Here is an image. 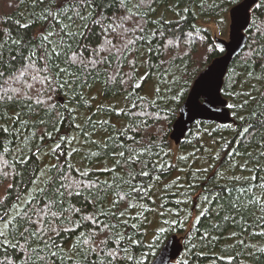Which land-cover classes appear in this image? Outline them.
<instances>
[{"label":"trees","instance_id":"16d2710c","mask_svg":"<svg viewBox=\"0 0 264 264\" xmlns=\"http://www.w3.org/2000/svg\"><path fill=\"white\" fill-rule=\"evenodd\" d=\"M240 1L143 0L141 4V0H126L129 11L125 13L118 5L109 8L112 0H97L102 5L98 11L108 17L104 24H111V29L107 33H101L98 26L90 25L97 33L90 47L98 48L99 55L96 59L104 58V61L95 66L89 65L80 74L79 86L74 84L71 88L56 89L50 93L41 91L39 98L43 103L37 105L35 100L40 85L35 84L28 89L27 84H32L30 78L23 85L11 80L3 85L8 95L15 96V99L0 100V115L4 117L0 119V124L10 131L17 128L20 132L15 136H0V197L5 195V189L10 184L14 186L10 201H14L16 193L26 195V190L33 188L31 181L34 175H39L34 170L67 161L71 165L69 179L83 181V185H74L81 191V195L69 197L65 206L81 211L71 215V220L75 223L61 225L75 228V234L64 232L57 242L66 256L76 260V264H83L72 249L81 232L87 238L89 231H97V247L108 235L107 231L97 229L91 220L83 222L90 227L81 225V216L95 214L102 222L115 223V217L99 215L110 209L117 213L124 211L125 215L120 219L128 220L129 225H137L136 229L129 226L115 231L126 232L143 241V246L131 245L128 241H120V246H127L128 255L143 260L144 264H150L164 242L173 234L181 239L183 249L180 256L170 264H264V235H261L264 233V219H261L264 212L254 205H248L247 200L243 204L248 210L242 209L240 212L227 204L219 208L213 201L211 215L201 216V211L208 205L199 198L201 193L207 194L204 191L206 188L215 186L217 171L226 177L233 173L241 176L256 174L231 168L229 162L233 157L227 153L238 150L241 155L236 156L235 161L243 164L248 160L243 155L245 150L254 156L264 151V129L254 128L251 135L242 131L244 127L255 125L262 118L259 114L264 113V78H253L264 77V7L256 8V4H264V0H257L251 8L250 21L245 30L248 38L246 46L231 61L223 79L221 95L227 101L233 122L220 124L198 120L178 145H174L169 138L178 108L186 98L193 80L213 58L222 53L212 40L210 28L203 24L213 23L224 29L229 9ZM47 4L48 0H45L44 4L33 8L32 0H25L23 4L20 0H0V30L10 32L12 39L21 37L32 41L34 34L45 22L33 25L31 20ZM125 15L128 19H121ZM24 23H28L30 27L23 29L19 26ZM220 33L223 34L221 31ZM6 39L7 35L0 34V43ZM106 40L115 45L111 53L107 50ZM30 46H13V52L17 56L21 52L27 56ZM253 49L260 52V56L255 55ZM5 55H8L7 48ZM84 55L92 58L91 52ZM16 67L19 68L20 65L17 64ZM249 72L253 73V77L248 76ZM173 75L180 79L183 95L178 101L164 100L161 97L172 95L171 92L166 93L165 89L171 86L169 82ZM84 81L87 83H83ZM172 87L175 90L176 86ZM156 88L160 89L159 94L156 93ZM241 90L251 91L256 98L250 101L244 111L228 106L245 98L235 95ZM17 91H20L19 96H16ZM25 92L31 95V101L24 95ZM57 97L64 98V102H58ZM29 104L32 105L31 109ZM134 104L135 108L132 107ZM251 111H255L257 116L251 117ZM15 114H19L22 121L28 122L27 127H22L13 119H7ZM239 116L248 119L241 120ZM41 119L44 120L43 124L40 123ZM105 121L107 123H102ZM127 126L139 129L138 134H135L140 141V144L135 145L138 150L142 145L155 141L153 152H158L159 156L153 155L151 159L159 160L163 165L152 172L151 179L137 177L131 181L137 186H149V190L139 197L135 193L127 195L129 186L115 179L116 176L122 177L124 181L129 179L130 169L116 166L115 161L120 157L113 156L114 152L123 150L120 144L126 136H121L120 132ZM32 131H35V139L31 136ZM41 136L44 137L43 140L39 139ZM24 137L27 139L24 140ZM25 144L28 147L22 154L20 149ZM57 144H60L58 149ZM37 146L40 151L34 155ZM53 149H56L55 153ZM21 155L25 160L31 158V161L27 165L18 163ZM260 162L264 165V157H260ZM248 167L253 168V162H249ZM113 168L114 172L111 171ZM204 169L208 171L205 172ZM135 171H140L139 165L135 167ZM81 172L86 175L81 176ZM260 175L264 176V172ZM157 176L159 179L155 178ZM105 182L111 187H105ZM117 183H120L119 188L116 187ZM219 183L230 181L219 180ZM90 185L95 186L84 187ZM114 201H118L115 207ZM129 203L134 207L129 208ZM225 216L232 218L225 220ZM165 220L169 223L165 224ZM173 221L176 223H172ZM161 226L166 229L163 234L158 233ZM154 234L161 235V238L155 247L149 248ZM118 239V236L112 235L109 249L117 246ZM240 241L243 243H239ZM32 247L37 245L33 244ZM80 247L86 249L89 245L81 241ZM9 253L5 258L0 252V264H25L23 258L16 259L18 251L12 254L9 249ZM99 255L103 259V253ZM123 256L121 253V257ZM88 260L90 264H98L96 254H89ZM32 264H39V258L35 254ZM115 264H132V261L119 259Z\"/></svg>","mask_w":264,"mask_h":264},{"label":"snow or ice","instance_id":"6c2138e0","mask_svg":"<svg viewBox=\"0 0 264 264\" xmlns=\"http://www.w3.org/2000/svg\"><path fill=\"white\" fill-rule=\"evenodd\" d=\"M25 0H20L23 4ZM45 0H32V7L35 8L37 5H42ZM143 4V0H141ZM119 6V8L127 13L129 11L127 7L126 0H112L108 5L109 8ZM218 6V5H214ZM102 5L97 2V0H48V4L45 8L41 10L39 14L35 16V19L31 20V24H36L37 22H45L43 26L37 30V32L32 37V41H28L24 38L17 37L16 39L11 38V33L7 30H0V34H5L8 39L0 43V100H14L15 96L8 95L7 90L3 89V85L11 80L14 83L26 84L28 78L32 80V84H27V88L31 89L35 84H39L40 88L37 89V98L35 104H42L43 101L39 98L41 91L45 93H50L56 89L71 88L72 85H80V74L84 73L89 65L95 66L97 63L103 62L104 58L99 60L96 57L99 55V49L96 47H90L94 43L97 33L94 28L90 25L98 26L101 29V33H107L111 29V24L105 26L104 21L108 19L103 12L98 11ZM264 7V4H256V8ZM152 10V9H150ZM121 19H128V16H122ZM79 22V23H77ZM19 23V22H17ZM23 29H28L30 25L28 23L19 25ZM58 26V27H57ZM142 30V29H141ZM108 45L107 50L111 53V49L115 47L111 41H105ZM28 48L29 55L25 56L23 52L19 56L15 55L13 52V46L17 48ZM7 48L8 55H5V49ZM212 49H209L211 51ZM223 51V49H219ZM255 55L260 56V52L255 49L252 50ZM91 52L92 58H87L84 53ZM39 53V55H37ZM264 58V57H262ZM7 60V63L5 62ZM17 64L20 65L17 68ZM249 77H253V73H248ZM23 78V79H22ZM256 79H261L264 77H253ZM83 83H87L84 81ZM171 86L166 87L165 92H171L172 95H164L161 97L164 100L178 101L183 95V86L180 84V79L173 75L172 80L169 82ZM172 86H176L175 90ZM139 88L140 85H135ZM255 88V85L252 86ZM74 91V89H73ZM156 93H160V89H155ZM225 91H227V86ZM230 95L232 93H229ZM20 95V91L16 92V96ZM24 95L29 101L32 100L31 95L25 92ZM238 97H245L240 100L237 104L228 105L230 108L239 109L244 111L248 108L250 101L256 98L252 95V92H240L235 93ZM71 99V97H70ZM264 99V95H262ZM28 107L31 109L32 105L29 104ZM133 108L136 105H132ZM67 110V105H65ZM150 115V114H149ZM261 119H258L255 125H249L243 128L244 134L251 135L254 128L264 129V113L259 114ZM251 117H256L257 113L255 111L250 112ZM4 117L0 115V119ZM160 117L157 115V119ZM241 120H247L248 117L239 116ZM7 119H13L16 123L20 124L22 127H27V121H22L19 114L7 117ZM90 122V121H89ZM35 123V122H33ZM40 123L43 124L44 120L41 119ZM102 123H107L102 122ZM79 127V125H77ZM20 129L14 128L10 131L8 127L0 124V136L8 135H18ZM133 132V135H127V133ZM138 128H131L130 126L125 127L121 130L120 135L126 136V139L121 142L120 147L123 149L118 153H113V156H119L120 159L116 160V166L127 167L130 169L128 172L129 179L124 181L122 177L116 176L115 179L129 186V192L127 195L131 196L135 193L138 197L142 193L149 190L148 185L137 186L132 184L131 181L135 180L137 177H148L152 178V172L156 171L158 168H162L163 165L160 164L159 160L153 161L151 157L153 155L159 156V153L153 152L155 147V141L149 144H144L138 150L135 145L140 144V141L136 139L138 134ZM33 139L36 138L35 131L31 132ZM43 136L39 139L43 140ZM24 140L27 137L23 138ZM64 139V138H62ZM95 143V142H93ZM28 145L25 144L24 148L20 151L23 154L25 148ZM60 147V144L56 145V149ZM107 147V144H105ZM53 149V153L56 152ZM31 150V149H29ZM40 151L39 146H37L36 153ZM164 155H167L165 153ZM233 157V160L229 162L231 168H239L242 172H255V175L241 176L233 173L232 176L226 177L222 172L217 171L216 184L211 188H206L204 191L207 194L201 193L199 198H201L207 208L203 209L200 213L201 216L211 215V208L213 206V201H215L216 206L223 208L225 204L231 209L240 212L242 209L247 211L248 209L244 206L243 202L247 200L248 205H254L259 208L260 211L264 212V176L260 173L264 172V165L260 162V157H264V151H260L258 155H253V153L245 152L243 155L248 157L243 164L235 161V157L241 155L237 150L235 152L227 153ZM148 158L145 159L144 157ZM218 158V157H217ZM59 159V157H58ZM180 159H186V157H180ZM31 161L25 160L23 155L19 159L18 163L27 165ZM253 162V168L248 167V163ZM139 165L140 171L136 172L135 167ZM170 167V166H169ZM39 175H34L31 183L33 188L28 191L26 190V195L21 193H16L14 201H10L9 197L13 189V185H9L5 189V195L0 197V252H2L7 258L10 254L9 249H11L12 254L18 253L16 259H24L25 264H32L33 254L39 258V264H76V260L73 257L66 256L63 248L58 244V238L62 236L64 232H72L75 234V228L61 227V225L68 223H75L71 220V215L73 213L80 212L81 209L74 207H66L68 203V198L75 195L80 196L81 191L74 187L75 184L79 183L83 185V181L70 180L71 165L56 163L44 168L36 169ZM115 171V168L111 169ZM205 172L208 169H204ZM81 176L86 175V173L81 172ZM159 179V176L155 177ZM219 180H227L230 183L220 184ZM95 185L84 186L92 187ZM105 187H111L105 182ZM116 187H120V183L116 184ZM258 189L259 191H254ZM179 202V201H178ZM92 203V201H89ZM118 203V201L113 202V207ZM128 207H134L131 203ZM218 214V213H217ZM106 218L115 217V223L102 222L99 216L93 214L91 216H81V225L90 227V225H84L83 222L91 220L92 223L101 232L107 231L108 235L105 236L103 240L99 242L100 246H96V236L99 234L97 231L92 230L87 233V238H85V233L81 232L73 243L72 249L75 250V256H79L83 264H90L88 257L89 254H96L98 264H115L119 259H126L132 261V264H144L143 260H137L136 257L128 255L129 248L127 246H120V241H128L131 245L143 246V241L134 238L132 235H127L126 232H117L116 229L120 227H131L133 229L137 228L135 223L129 225L128 220H121L120 217L125 215L124 211L117 213L111 209L108 212H101ZM232 217L225 216V220H229ZM264 219V216L261 217ZM199 222V217L197 218ZM165 224L169 221L165 220ZM172 223H176L173 221ZM77 225V226H81ZM166 229L161 226L158 229L159 234L165 233ZM55 234V235H53ZM115 234L119 237L116 241L117 246L115 248L109 249V243L112 240V235ZM264 235V233H261ZM161 235L154 234L153 242L149 243L148 247H155L159 243ZM81 241L84 244H88L89 247L84 249L81 248ZM239 243H243L240 241ZM36 244L37 247H32ZM44 253L45 255H42ZM100 253H103V259L100 257ZM121 253L124 254L121 257ZM186 264V262H185Z\"/></svg>","mask_w":264,"mask_h":264},{"label":"water","instance_id":"95a60500","mask_svg":"<svg viewBox=\"0 0 264 264\" xmlns=\"http://www.w3.org/2000/svg\"><path fill=\"white\" fill-rule=\"evenodd\" d=\"M256 3L257 0H241L229 9L227 39L217 36L213 38L215 45L223 51L197 74L179 106L169 134L174 145L179 144L198 120L220 124L233 122L227 101L221 95V88L231 61L246 46L248 38L245 30L250 21V10ZM56 100L64 102L62 97H57ZM182 249L181 239L173 234L164 242L150 264H170L180 256Z\"/></svg>","mask_w":264,"mask_h":264},{"label":"rangeland","instance_id":"374dc122","mask_svg":"<svg viewBox=\"0 0 264 264\" xmlns=\"http://www.w3.org/2000/svg\"><path fill=\"white\" fill-rule=\"evenodd\" d=\"M226 19H227V21L225 23L224 29H221L219 26H217L216 24H213V23L203 24L204 26H207L208 28H210L212 40L215 36L227 39L228 24H229L228 14L226 15ZM220 31L223 32V34H221Z\"/></svg>","mask_w":264,"mask_h":264}]
</instances>
